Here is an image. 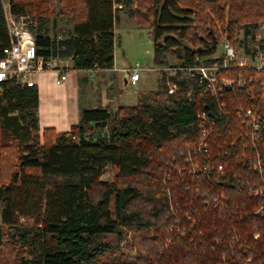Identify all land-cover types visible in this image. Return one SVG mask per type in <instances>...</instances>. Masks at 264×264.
Returning a JSON list of instances; mask_svg holds the SVG:
<instances>
[{
	"label": "trees",
	"instance_id": "trees-1",
	"mask_svg": "<svg viewBox=\"0 0 264 264\" xmlns=\"http://www.w3.org/2000/svg\"><path fill=\"white\" fill-rule=\"evenodd\" d=\"M58 1L9 0L12 14L38 24V56L70 60L75 71L113 69L123 0ZM130 4L137 26L151 29L154 63H178L170 81L178 90L169 93L164 78L149 103L114 115L86 109L58 133L40 129L37 87L0 86V264H264V196L252 193L264 188V130L252 140L247 118L248 110L264 115V68L255 66L264 0ZM62 15L71 28L59 39L48 23ZM224 40L252 65L223 69ZM9 45L0 0V59ZM199 65H219L234 85L206 93L197 76L181 74ZM198 115L207 118L206 137ZM201 139L207 147L198 151ZM109 168L116 180L101 181ZM124 229L152 231L145 253L126 254Z\"/></svg>",
	"mask_w": 264,
	"mask_h": 264
},
{
	"label": "rangeland",
	"instance_id": "rangeland-1",
	"mask_svg": "<svg viewBox=\"0 0 264 264\" xmlns=\"http://www.w3.org/2000/svg\"><path fill=\"white\" fill-rule=\"evenodd\" d=\"M2 2L4 10L7 13L10 9L9 0H2ZM123 3L124 7L120 11H123L124 13H118V15H120L121 17L116 24V64L119 68H128L130 66L134 67L137 64H140L142 66V79L137 86H125L123 80L121 81V79H119L120 88L119 85L118 88L120 89L119 91H121L122 94L117 92V95L121 105L135 106L138 104V97L140 95L141 101L145 100L149 103L151 101V96H147V94L150 93L149 90H153L156 92L160 83L164 82V78H168V81L170 83L171 78L177 75V71H175V69L178 66V63L172 60V58L170 57H167L168 64L164 63L158 66L154 63V44L152 41V36L150 35V27H138L134 19L129 15V10L131 8L130 0H123ZM55 5L57 8L58 5L62 6L63 4L57 0V2H55ZM52 19L54 18H51V21L48 23L50 36L55 37L56 35H58L59 39H61L62 37H64V33L60 30H68L71 28V18L68 15H62L57 18L56 22H53ZM27 21L29 22V26L31 28L32 26L34 27V29L38 27V24H36L32 16H29ZM258 26L259 27L256 30V35L257 39L261 40L264 39V23H261ZM233 46L235 47L236 51V62L243 63L245 65H252V62L244 55L245 53L243 51V48H241L238 43ZM223 53L224 49L222 45H219L217 57L221 56ZM55 66L58 69H65L66 66H71L70 60L55 62ZM181 74L183 78L186 77V71L181 72ZM170 84L172 85V83ZM185 151L186 144L182 146V152ZM117 172L118 171L116 169L109 168L101 177V181L114 182L116 180ZM257 190L252 191L253 195ZM262 196L264 195H258V197ZM122 231L123 239L121 246L129 248V250H125L126 254L135 256L145 253L143 251L142 240L146 236H151L152 231L137 229H124ZM114 239L115 237L109 236V240Z\"/></svg>",
	"mask_w": 264,
	"mask_h": 264
},
{
	"label": "built area",
	"instance_id": "built-area-1",
	"mask_svg": "<svg viewBox=\"0 0 264 264\" xmlns=\"http://www.w3.org/2000/svg\"><path fill=\"white\" fill-rule=\"evenodd\" d=\"M8 13V14H7ZM5 12V18L8 28V35L10 45L3 50V58L0 59V86L13 81L17 84L27 86L29 88L36 87V78L38 75L45 72H58L59 69L55 66V62L50 59H45L38 56V49L35 41V37L29 26L28 16H15L9 9ZM150 34V33H149ZM224 53L222 68H228L229 64L236 62V51L233 44L224 40L222 43ZM218 56V57H221ZM251 61V60H250ZM240 66H245L243 63H239ZM255 66L258 68H264V51L259 50V54L256 58ZM186 74L193 78L198 77L199 82L206 85V93L213 95L223 93L224 88H231L235 81L228 78H222L218 76L220 70L219 65H199L186 69ZM142 66L137 64L131 67L127 73L128 82L135 86L141 79ZM68 78V72H60L59 80L57 84H62ZM242 84L241 82H239ZM169 93L173 94L178 90V86L170 84L168 81ZM247 118H250L248 127L251 128L250 137L252 140L258 138L259 132L264 130V115H256L251 110L247 111ZM200 123L201 133L204 137L208 132L206 129L207 118L205 115H198ZM207 143L205 139H201L195 144V148L198 151L205 149ZM189 153L192 152L189 146H187ZM186 148V149H187ZM257 167L262 170L261 161H257ZM222 170V167H219ZM264 195V188L259 189L254 193V196ZM263 210V208L261 209ZM22 222L25 220L22 219Z\"/></svg>",
	"mask_w": 264,
	"mask_h": 264
},
{
	"label": "crops",
	"instance_id": "crops-1",
	"mask_svg": "<svg viewBox=\"0 0 264 264\" xmlns=\"http://www.w3.org/2000/svg\"><path fill=\"white\" fill-rule=\"evenodd\" d=\"M119 13L124 12L119 11ZM120 17L119 15V19ZM70 65L65 69H59L58 72L42 73L36 78L40 97L38 114L41 130L54 128L58 133L69 131L72 126L80 123L81 113L86 109H104L114 115L118 108L123 106L117 95V92L122 94L119 91V79L123 80L125 86H133L127 79L128 70L133 66L119 68L116 58L113 69L97 73L75 71L72 69L71 62ZM62 71L68 72V78L59 85L57 81ZM149 91L147 96L155 92ZM140 97L141 95L138 101L141 100Z\"/></svg>",
	"mask_w": 264,
	"mask_h": 264
}]
</instances>
